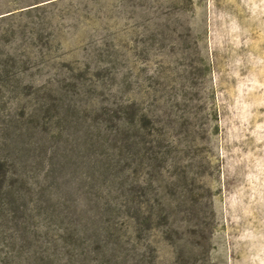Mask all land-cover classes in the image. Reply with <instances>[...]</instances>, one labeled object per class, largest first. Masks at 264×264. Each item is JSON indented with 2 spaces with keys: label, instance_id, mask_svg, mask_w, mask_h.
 Segmentation results:
<instances>
[{
  "label": "rangeland",
  "instance_id": "obj_1",
  "mask_svg": "<svg viewBox=\"0 0 264 264\" xmlns=\"http://www.w3.org/2000/svg\"><path fill=\"white\" fill-rule=\"evenodd\" d=\"M60 146L46 197L90 186L113 227L34 196L0 264H264V0H0V161L38 187Z\"/></svg>",
  "mask_w": 264,
  "mask_h": 264
},
{
  "label": "trees",
  "instance_id": "obj_2",
  "mask_svg": "<svg viewBox=\"0 0 264 264\" xmlns=\"http://www.w3.org/2000/svg\"><path fill=\"white\" fill-rule=\"evenodd\" d=\"M6 143H4V146ZM3 149L5 150V147ZM21 150L23 151V149ZM19 155L21 156V151H15L12 155L10 153L5 154L2 156V161H0V208L11 209L16 213L27 212L35 196L37 204L50 211V227H113V221L109 219L105 221L103 217L96 213V209L98 210L100 206L96 202L98 200L93 196L91 197L90 186H88L85 192L87 201L81 211H78V205L82 201L79 195L77 198H58L55 202L51 197H46L47 190L50 187L55 184L59 187L66 186L69 182V180H62L61 174L75 163H73V149L67 146L63 148L60 146L51 152L49 161L46 163L47 167L43 173V181H40L42 183L38 187L30 184L25 171L23 172V169L18 165H15V171L10 167L9 158H13L15 161L17 158H20ZM85 157V154L81 156L84 164L85 161H88ZM98 157L94 160L95 164L97 163ZM90 159L92 160V157ZM88 162L91 163V161ZM102 167L108 170L110 169V164L105 161L102 163ZM88 168L93 169L91 165ZM82 179H86L85 182L87 185H91L96 180L95 174H89L88 176L82 175ZM66 190L70 189L67 188ZM104 212L107 213L108 211L105 210Z\"/></svg>",
  "mask_w": 264,
  "mask_h": 264
}]
</instances>
